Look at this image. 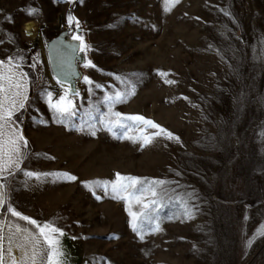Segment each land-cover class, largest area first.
Returning <instances> with one entry per match:
<instances>
[{
	"label": "rangeland",
	"instance_id": "374dc122",
	"mask_svg": "<svg viewBox=\"0 0 264 264\" xmlns=\"http://www.w3.org/2000/svg\"><path fill=\"white\" fill-rule=\"evenodd\" d=\"M69 1L91 83L82 78L75 114L60 122L47 93L63 94L28 27L52 34ZM69 1L0 0V59L36 71L23 114L29 152L8 200L64 233L61 264H264V237L253 239L264 225V0ZM117 92L121 102L106 100ZM117 112L178 139L141 147L121 137L157 129L127 121L109 131ZM116 173L146 183L113 198L104 184Z\"/></svg>",
	"mask_w": 264,
	"mask_h": 264
},
{
	"label": "snow or ice",
	"instance_id": "6c2138e0",
	"mask_svg": "<svg viewBox=\"0 0 264 264\" xmlns=\"http://www.w3.org/2000/svg\"><path fill=\"white\" fill-rule=\"evenodd\" d=\"M167 10V9H166ZM36 9L27 10L28 15H33L36 13ZM74 23V18L69 16V24ZM74 40L80 41V46L78 51L83 53L87 49L90 48L87 45L83 37L81 35L73 36ZM5 64L8 65L7 71H3ZM92 66V62L88 61L85 64V67ZM20 65L15 63V57H10L8 61H0V206L5 205L4 192H3V181L7 177H11L15 170H19L21 167V162L24 159V153L27 150L28 142L23 136L22 133L18 131V129L12 124V118L14 114L21 109L25 108V101L28 99L26 95V85L27 79L25 74L19 71ZM160 75L167 76L168 73L161 72ZM85 82L91 83L89 78L85 76L83 78ZM166 83H173V81L168 80ZM96 87H101L100 85H96ZM73 95L78 96L79 92H75ZM48 104L49 107L56 113V117L60 122H63L68 117L74 115V104L73 100L69 98V94L67 89L65 90V95L61 96L58 100L53 102L52 93H47ZM120 92L115 93L114 96L106 97V100L110 103H119L124 99ZM117 117L115 121H109L110 125L108 130L112 131L113 128H124L126 126L127 121L139 122L149 128L157 129L151 135H144V130L141 129L140 136H127L121 137L132 140L135 143L137 140H141V147H144L150 143H152L153 137L165 136L168 139H178L171 132H168L164 128H162L159 124L153 122L150 119H146L141 115H128L122 116L120 113H114ZM95 135V133H92ZM7 173V176H5ZM25 175L31 177L36 176L39 178L41 175H53V174H39L33 172H26ZM58 179H66L68 181H75L77 177L68 173L62 174H54ZM97 187H100V182H95ZM146 183V181L142 180L138 177L133 176H124L120 173H116L115 181L104 184L105 191L107 192L109 186L111 189V193L113 198H121L125 199L124 196L120 195L121 193L127 192L130 188L136 189L138 185H142ZM152 183L163 184V181H154ZM156 195L155 192L152 193ZM139 202V200L137 201ZM155 204V201L151 202ZM145 208H148L149 205L145 204ZM8 212L15 217H18L28 223L36 226L39 230L38 236H33L27 233V230H21L17 228L15 233L7 237L8 246H5V235L4 229L0 226V264H28V260L32 261V264H35L36 261V252L39 251V246L43 241L44 244L47 245V264H61L60 258L64 256V253L60 247V237L64 235V233L57 227H54L50 223L39 224L35 219H31L28 216H23L20 212L14 210L9 207ZM185 214H188V210H185ZM132 227L134 230L137 229V214L131 213ZM157 230L158 227H157ZM23 236L25 243L22 245L16 246L17 252H23L24 259L14 255L13 253V245L14 241L19 237ZM264 237V225H262L255 234L254 238ZM143 239V236H141ZM253 239L247 241V246H251L253 243ZM31 246L33 249L32 254L28 255V247Z\"/></svg>",
	"mask_w": 264,
	"mask_h": 264
},
{
	"label": "water",
	"instance_id": "95a60500",
	"mask_svg": "<svg viewBox=\"0 0 264 264\" xmlns=\"http://www.w3.org/2000/svg\"><path fill=\"white\" fill-rule=\"evenodd\" d=\"M69 1V0H68ZM69 16L74 18V23L69 24ZM45 25L38 28L41 47L48 66L50 77L54 83L53 89L65 95L67 89L69 97L80 91V82L83 78L82 65L86 60V51H78L80 41L73 36L81 35L85 42L83 29L76 13L74 1H69L67 10L60 14L58 25L53 27L52 34H43Z\"/></svg>",
	"mask_w": 264,
	"mask_h": 264
},
{
	"label": "crops",
	"instance_id": "0c3cea01",
	"mask_svg": "<svg viewBox=\"0 0 264 264\" xmlns=\"http://www.w3.org/2000/svg\"><path fill=\"white\" fill-rule=\"evenodd\" d=\"M9 58H1L0 61H8ZM15 63H18L20 65L19 71L25 74L26 79H27V85H26V95L29 99L30 94L32 92V88L34 85V82L36 80V71L34 67L31 65V63L27 62L23 58H15ZM8 65L5 64L4 68L2 69L3 71H7ZM28 99L25 101V106L28 102ZM24 109H21L20 111L16 112L12 118V124L18 129L20 133L23 134L25 139L28 142V137L25 132L24 126H23V114H24ZM29 152V143L27 150L24 153V159L21 162V167L24 164ZM20 167V168H21ZM20 170V169H19ZM19 170H15L13 175L11 177H7L3 181V192H4V199H5V205L6 206H0V226L3 227L4 229V235L6 237L4 243L5 246H8V239L7 237L12 236L17 228H20L21 230H27V233L33 236H38L39 230L36 228V226L28 223L27 221H24L18 217L12 216L8 212V208L11 207L14 210L20 212L23 216H28L26 213L20 211L16 206L12 205L11 202L8 200V186L14 176L17 174ZM5 176H7V173H5ZM31 218L30 216H28ZM32 219V218H31ZM24 238L23 236H19L15 241L13 245V253L14 255L20 257L21 259H24V253L23 252H17L16 251V246L24 244ZM33 249L31 246L28 247V255L30 256L32 254ZM47 245L41 242V245L39 246V251L36 252V261L35 264H47ZM28 264H32V261L29 259Z\"/></svg>",
	"mask_w": 264,
	"mask_h": 264
},
{
	"label": "bare ground",
	"instance_id": "6f19581e",
	"mask_svg": "<svg viewBox=\"0 0 264 264\" xmlns=\"http://www.w3.org/2000/svg\"><path fill=\"white\" fill-rule=\"evenodd\" d=\"M29 32H31L33 35H35L37 33L38 30V26L37 25H33L31 27H28Z\"/></svg>",
	"mask_w": 264,
	"mask_h": 264
}]
</instances>
